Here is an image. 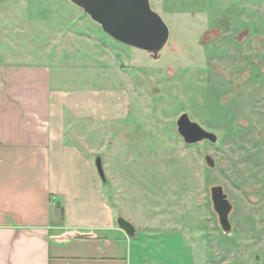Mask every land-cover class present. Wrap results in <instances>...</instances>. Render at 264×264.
Instances as JSON below:
<instances>
[{
    "label": "rangeland",
    "instance_id": "1",
    "mask_svg": "<svg viewBox=\"0 0 264 264\" xmlns=\"http://www.w3.org/2000/svg\"><path fill=\"white\" fill-rule=\"evenodd\" d=\"M25 3L19 9L31 18L36 38L42 25L51 36L55 30L106 34L69 0ZM150 5L169 29L157 58L112 38L129 79L111 86H132L131 118L94 143L102 192L119 203L127 221L171 215L188 238L194 264H264V0ZM84 70L94 75L84 83L106 85L100 71ZM181 114L216 141L185 144L176 128ZM214 186L231 206L229 232L213 209Z\"/></svg>",
    "mask_w": 264,
    "mask_h": 264
},
{
    "label": "crops",
    "instance_id": "2",
    "mask_svg": "<svg viewBox=\"0 0 264 264\" xmlns=\"http://www.w3.org/2000/svg\"><path fill=\"white\" fill-rule=\"evenodd\" d=\"M20 1L0 0V264H194L171 215L129 220V236L102 192L94 143L131 118L113 39L43 25L36 38Z\"/></svg>",
    "mask_w": 264,
    "mask_h": 264
},
{
    "label": "water",
    "instance_id": "3",
    "mask_svg": "<svg viewBox=\"0 0 264 264\" xmlns=\"http://www.w3.org/2000/svg\"><path fill=\"white\" fill-rule=\"evenodd\" d=\"M80 8L84 14L100 26L102 31L114 40L127 46L142 50L152 58L166 45L169 29L161 16L152 9L150 0H69ZM177 132L187 145L197 144L204 140L214 143L216 136L202 129L191 121L187 115L181 114L176 122ZM209 167L214 162L209 156L205 158ZM98 175L104 181V173L100 158L95 161ZM212 205L217 214L219 224L224 232H229L231 225L228 214L231 206L220 186L210 189ZM118 226L127 235H134V227L123 218L117 219Z\"/></svg>",
    "mask_w": 264,
    "mask_h": 264
},
{
    "label": "trees",
    "instance_id": "4",
    "mask_svg": "<svg viewBox=\"0 0 264 264\" xmlns=\"http://www.w3.org/2000/svg\"><path fill=\"white\" fill-rule=\"evenodd\" d=\"M61 214H63V210L61 209Z\"/></svg>",
    "mask_w": 264,
    "mask_h": 264
}]
</instances>
